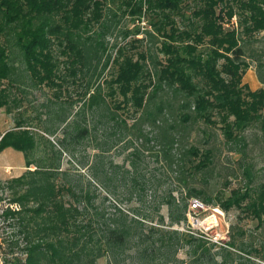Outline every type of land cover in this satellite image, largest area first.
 Returning <instances> with one entry per match:
<instances>
[{"label": "trees", "instance_id": "1", "mask_svg": "<svg viewBox=\"0 0 264 264\" xmlns=\"http://www.w3.org/2000/svg\"><path fill=\"white\" fill-rule=\"evenodd\" d=\"M127 16L133 29L123 23ZM262 34L264 0H0V110L18 116L12 127L0 130V153L9 147L23 152L29 168L16 179L0 182V189L10 187L13 202L21 205L20 211L8 209L6 214L15 220L17 232L13 240L5 239L4 264H98L105 254L116 258L124 251L138 227L144 238L160 231L158 251L164 256L177 243L188 246L187 264H250L253 255L264 261V243L255 247L250 239L245 242L246 232H236L235 223L227 242L214 241L203 231L181 234L146 225L164 204L156 199L141 220H130L118 208L111 223L84 225L83 213L67 199L82 196L70 183H56L66 142L90 137L82 110L115 120L119 115L108 99L116 109L132 103L141 114L131 126L122 120L124 128L139 138L145 126L157 129L155 139L164 158L171 167L176 158L182 176L208 169L214 150L187 146L177 124L183 131L198 122L220 127L230 151L241 155L245 185L216 195L183 187L188 202L179 213L169 193L165 204L172 224L187 222L191 201L197 200L207 209L202 218L214 205L227 213L236 211L238 219L247 218L262 230L264 183L256 181L250 163L243 164L249 147L246 132L258 128L264 135V37H257ZM137 44L142 50L135 58L131 50ZM248 60L257 62L263 85L256 91L242 82ZM113 67L116 73L106 80ZM117 96L123 99L117 102ZM62 126L63 136L57 134ZM49 136L61 145L58 161L47 162L39 153L41 144L55 148ZM158 220L165 222L161 216ZM155 243L138 249L148 262ZM111 255L110 263H117Z\"/></svg>", "mask_w": 264, "mask_h": 264}, {"label": "rangeland", "instance_id": "2", "mask_svg": "<svg viewBox=\"0 0 264 264\" xmlns=\"http://www.w3.org/2000/svg\"><path fill=\"white\" fill-rule=\"evenodd\" d=\"M236 20L235 18V25L237 24ZM123 23L131 24L130 29H133V22L129 16L124 18ZM139 37L142 38V36ZM257 37L264 36L262 34ZM109 40L114 41V37L111 36ZM137 45V48L131 50V52L133 51L132 54L136 55L135 58L138 56V51L142 50L140 44ZM248 63H250L249 67L241 72L242 82L247 84L251 90L256 91L263 86L258 78L257 62L248 60ZM116 71L117 67L111 68L110 71L106 72L105 79H111ZM105 92L108 93L107 85ZM116 99L119 102L123 97L117 96ZM108 101L119 116L112 120L110 117L100 115L98 111H91L89 108L82 110L81 118L86 120L84 124L91 129L90 137L79 143L67 141L66 150L62 155V163L57 169V185L61 186L65 182L70 183L77 194L82 196L79 200L70 198V196H67V199H71L83 213L80 220L84 225L92 223L96 226L104 222L109 223L110 220L113 221L114 218H117L118 208L124 210L130 220H141L144 215H149V211H152L153 200L156 199L157 203L164 202V204L161 205L159 213H153L156 219L153 222L148 221L146 225L171 228V230H176L181 234L189 229L199 233L203 231L214 241L227 242L231 226L235 223L236 232L240 229L246 232L245 242L250 239L248 243L252 242L255 247H259L262 242L264 243V227L262 230H257L251 220L247 218L238 219L239 214L236 211L227 213L214 205L210 206V215L205 218L200 215L207 209L198 213L200 220L196 217L195 220L190 218L187 222L172 224L169 207L165 204L166 199H169L167 198L169 193L175 198L176 213H179L183 210L185 203L188 202L187 190L183 187L193 186L216 195L218 192L229 191V189L244 186L246 183L243 169L238 163L241 155L230 151L231 146L226 143L220 127H210L203 122H198L190 124L189 128L183 131L181 125L177 124L179 133L184 134V143L187 146L194 144L214 150L213 164L208 169L196 170L191 173L187 171L186 176H182L179 174L180 164L178 160L176 161L174 157L171 167L164 158L155 139L157 129L151 130L150 127L145 126L143 136L139 138L137 134L124 128L122 120L131 126L141 112H136L132 103H122V108L116 109L110 98ZM17 118L18 116L7 115L3 110H0V130L4 132L12 127ZM73 119L74 117L70 120ZM63 127L58 129L57 134L63 136ZM246 136L249 147L243 164L250 163L253 166L256 181L264 183V135L258 128H253L246 132ZM49 138L55 142L53 136H49ZM146 138L152 139V141L147 142ZM131 140L134 142V146L131 144ZM104 141L106 143L101 148L99 144ZM55 144L53 149L41 144L39 153L43 157H47V162L58 161L57 151L62 150V148L57 139ZM9 151L7 149L6 153L0 154V166L10 165L13 166L14 170L7 172L8 169L6 168L7 171L5 172L4 167V173L0 176V182L3 183L18 178L16 175L20 172L22 173L21 176L26 172L16 170L17 159L9 154ZM186 167L188 168L189 164ZM30 169H34V167ZM177 177H187V180L185 178L186 182L185 180L179 181ZM132 179H136L137 184L132 182ZM13 193L10 187L0 189V202H9V200L13 202ZM87 194H90V199L86 197ZM160 216L164 218V224L158 220ZM141 230V227L134 230L135 235L130 240V244L124 251H120L116 258H113L111 254H105L98 260V264H111L110 255L112 260L116 259L117 261V263L112 261V264H187L190 261L188 246L181 247L180 243H177L171 249V253L177 249L175 256L172 257L171 253L168 257L164 256L158 251L160 231H155L153 236L144 238ZM179 240L181 242V239ZM155 241V245L152 246L155 251L148 254L153 259L148 262L141 257L138 249L151 245ZM252 261L253 263L250 264H264L261 257H255V255H253Z\"/></svg>", "mask_w": 264, "mask_h": 264}, {"label": "built area", "instance_id": "3", "mask_svg": "<svg viewBox=\"0 0 264 264\" xmlns=\"http://www.w3.org/2000/svg\"><path fill=\"white\" fill-rule=\"evenodd\" d=\"M8 209L12 210L13 212H18L21 210V205L16 202H10V200L9 202H0V264H4L3 246L5 247L6 245L5 239H9V241L13 240L14 232H17V230L12 226L15 220L13 218H8L6 215ZM205 209L206 207L203 204L197 200H192L190 204V210L188 212V219L192 218L195 220L196 217L199 219L198 213ZM199 220L197 221L200 224ZM17 238H20L22 243L23 237L19 236ZM21 256L22 258L26 257L25 254H22Z\"/></svg>", "mask_w": 264, "mask_h": 264}, {"label": "crops", "instance_id": "4", "mask_svg": "<svg viewBox=\"0 0 264 264\" xmlns=\"http://www.w3.org/2000/svg\"><path fill=\"white\" fill-rule=\"evenodd\" d=\"M2 132V131H1ZM5 132V131H4ZM2 132V133H4ZM9 149V154L13 155L15 157V159H17L16 164H17V169L16 170H20V171H27L29 168H27V163H26V158L23 152L21 151H17L16 149L9 147L6 148L2 153H0L1 155L6 153V150ZM4 167H5V172L7 171L6 168L8 169L7 172H9V170H14L13 166L7 165V166H0V176L4 173ZM21 172L19 174H17L16 176H21ZM17 178V177H16Z\"/></svg>", "mask_w": 264, "mask_h": 264}]
</instances>
